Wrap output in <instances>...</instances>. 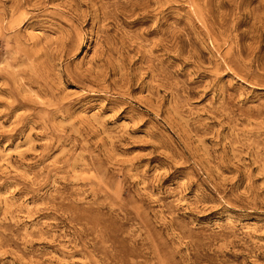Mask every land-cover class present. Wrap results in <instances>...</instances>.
Instances as JSON below:
<instances>
[{
    "label": "rangeland",
    "instance_id": "rangeland-1",
    "mask_svg": "<svg viewBox=\"0 0 264 264\" xmlns=\"http://www.w3.org/2000/svg\"><path fill=\"white\" fill-rule=\"evenodd\" d=\"M0 264H264V0H0Z\"/></svg>",
    "mask_w": 264,
    "mask_h": 264
}]
</instances>
